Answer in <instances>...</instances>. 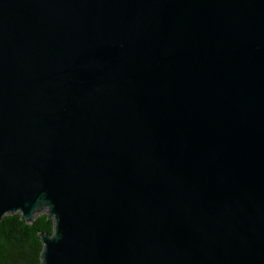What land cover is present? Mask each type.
I'll use <instances>...</instances> for the list:
<instances>
[{"label": "water", "instance_id": "obj_1", "mask_svg": "<svg viewBox=\"0 0 264 264\" xmlns=\"http://www.w3.org/2000/svg\"><path fill=\"white\" fill-rule=\"evenodd\" d=\"M40 264H264V0H0V220Z\"/></svg>", "mask_w": 264, "mask_h": 264}, {"label": "trees", "instance_id": "obj_2", "mask_svg": "<svg viewBox=\"0 0 264 264\" xmlns=\"http://www.w3.org/2000/svg\"><path fill=\"white\" fill-rule=\"evenodd\" d=\"M39 232H53V220L45 212L30 223L17 212L5 214L0 220V264H40Z\"/></svg>", "mask_w": 264, "mask_h": 264}]
</instances>
